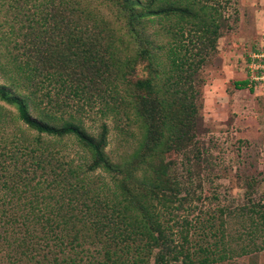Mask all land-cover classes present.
Segmentation results:
<instances>
[{
    "label": "trees",
    "instance_id": "obj_1",
    "mask_svg": "<svg viewBox=\"0 0 264 264\" xmlns=\"http://www.w3.org/2000/svg\"><path fill=\"white\" fill-rule=\"evenodd\" d=\"M60 1L68 15L42 18L43 46L5 45L11 69L0 65V102L24 126L8 132L13 120L0 112V264L222 262L229 254L222 253V236L201 241L202 226L213 229L207 215L198 221V241L190 239L187 217L178 219L176 212H190L193 197L164 159L187 151L197 160L202 153L197 78L208 47L214 49L216 12L202 0H104L117 7L126 33L103 22L100 28H109L103 36L98 27L105 19L80 0ZM88 27L98 30L89 37ZM123 39L137 47L118 59ZM142 64L145 76L131 79ZM94 78L113 93L108 110L126 143L114 158L105 152L106 125L90 133L77 110L68 113L57 101L59 93L80 94ZM246 85L253 88L240 83ZM65 138L84 153L77 161L47 144ZM214 212L220 218L223 210ZM216 231L222 235L219 229L210 235Z\"/></svg>",
    "mask_w": 264,
    "mask_h": 264
},
{
    "label": "rangeland",
    "instance_id": "obj_2",
    "mask_svg": "<svg viewBox=\"0 0 264 264\" xmlns=\"http://www.w3.org/2000/svg\"><path fill=\"white\" fill-rule=\"evenodd\" d=\"M202 2L212 6L219 26L214 49L208 47L197 78L201 126L196 140L202 153L197 160H193L187 151L164 156L166 161L174 163L172 175L182 177L183 184H189V193L193 197L190 212L176 214L178 219L186 216L190 221L192 234L189 231V235L193 241H198V221L206 219L207 215L213 229L209 231L208 223L202 226L205 231L204 235L200 234L204 236L202 244H211L222 236L219 243L222 253H229L222 262L213 264H264V83L254 88L240 86L246 79L247 55L254 49H264V0ZM80 3L89 13L92 11L96 17L105 19L98 27L103 36L110 27L117 34L125 35V25L116 6L104 0H80ZM66 10L60 0H0V65L5 67L3 69H11L5 45L9 50L12 43H17L18 47L28 44L35 49L42 47L41 39H46L39 33L42 18L55 15L59 20L68 15ZM73 16L76 18L74 13ZM103 22H107L109 28H100ZM87 29L89 37L98 30ZM123 40L117 44L115 58L130 55L137 47L136 42ZM99 46L102 48L103 42ZM19 49L17 51H21ZM26 59H29L28 54L21 58ZM1 72L2 68L0 83L3 82ZM144 76L143 64L137 65L131 79ZM85 85L77 95L59 93L57 101L65 102L63 109L68 113L77 110L83 126L90 133H97L98 126L104 123L108 130L105 152L114 158L126 143L120 140L114 114L108 110L114 104L110 99L113 93L111 89L103 91V83H99L98 78L91 84L86 81ZM0 112L8 122L15 117L14 108L1 102ZM7 125L8 132L24 129L15 120ZM47 144L75 161L84 155L70 138ZM184 168L191 172L187 179ZM183 194L181 192L178 197ZM215 208L223 210L220 218L218 212L212 213ZM251 209L256 212L251 213ZM219 219L222 220L220 224ZM215 229L221 230L222 235L218 231L215 237L210 235Z\"/></svg>",
    "mask_w": 264,
    "mask_h": 264
},
{
    "label": "built area",
    "instance_id": "obj_3",
    "mask_svg": "<svg viewBox=\"0 0 264 264\" xmlns=\"http://www.w3.org/2000/svg\"><path fill=\"white\" fill-rule=\"evenodd\" d=\"M245 77L253 88L264 83V49L249 52L245 63Z\"/></svg>",
    "mask_w": 264,
    "mask_h": 264
}]
</instances>
